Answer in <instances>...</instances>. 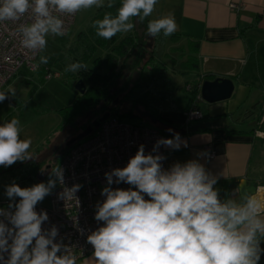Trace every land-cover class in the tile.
<instances>
[{
	"label": "clouds",
	"instance_id": "9594fccd",
	"mask_svg": "<svg viewBox=\"0 0 264 264\" xmlns=\"http://www.w3.org/2000/svg\"><path fill=\"white\" fill-rule=\"evenodd\" d=\"M156 4L157 0H122L115 16L105 13L92 27L98 37L110 40L131 31L135 27L132 18L140 23L151 16ZM104 6L105 0H0V23L19 21L31 13V23L21 24L18 31L21 46L36 54L46 49L49 34H66L61 16ZM106 6L111 9L112 0ZM176 30L171 13L147 25L148 36L153 38L161 33L169 37ZM48 59L41 55L33 70L47 64ZM80 70L87 71L88 65L78 61L64 69L71 73ZM9 95L15 96L14 88L0 92V102ZM21 132L18 118L0 124V166L35 159L30 152L32 140L21 139ZM173 137L157 140L153 152L161 146L174 150L181 144L187 147L179 133ZM163 159L159 154L146 155L144 145H140L125 167L105 173L108 186L101 191L105 200L96 205L94 216L103 225L87 236L94 249L92 264H258L264 252L260 247L264 241V200L242 190L222 200L214 187L218 177L198 160L177 162L164 170ZM57 183L64 184V171L59 166L52 168L47 183L20 187L13 182L6 187L10 203L7 209L0 208V264H77L70 248L54 242L58 229L42 228L47 213L36 211V205L52 194ZM113 183L130 187L113 189ZM80 187H64L57 198L78 204ZM17 197L19 202L15 203ZM4 253H8L7 259Z\"/></svg>",
	"mask_w": 264,
	"mask_h": 264
},
{
	"label": "crops",
	"instance_id": "0c3cea01",
	"mask_svg": "<svg viewBox=\"0 0 264 264\" xmlns=\"http://www.w3.org/2000/svg\"><path fill=\"white\" fill-rule=\"evenodd\" d=\"M230 3L239 8H231ZM169 13L175 18L176 32L169 37L163 33L157 35L152 46L154 55L166 63L168 78L175 83L174 102L171 108L159 111L163 124L148 123L164 139H173L177 129L189 124L222 118L225 123L207 131L180 134L187 147L181 144L179 150L162 146L165 170L177 162L198 160L218 177L214 187L219 188L223 199L233 197L244 184L254 183L257 186L254 196L264 200L261 190L264 186V0H157L151 16L140 23L136 19L131 22L147 43L149 21ZM189 55L196 58L194 70L181 66ZM128 59L126 67L130 68ZM134 72L126 69L124 76L132 81ZM177 76L188 78L180 88ZM217 77L233 80L232 95L212 103L197 101L195 105L203 118L187 124L186 113L201 83ZM187 85H191L190 91ZM209 151L214 153L212 159L198 155ZM260 247L264 249V241ZM91 258L92 253L77 260V264L85 261L92 264ZM260 259L264 260V252Z\"/></svg>",
	"mask_w": 264,
	"mask_h": 264
},
{
	"label": "built area",
	"instance_id": "2783aa9c",
	"mask_svg": "<svg viewBox=\"0 0 264 264\" xmlns=\"http://www.w3.org/2000/svg\"><path fill=\"white\" fill-rule=\"evenodd\" d=\"M233 9L239 8L237 4L230 3ZM77 14V13H76ZM75 15H63L66 33L75 21ZM26 14L19 21H4L0 23V90L5 88L10 80L19 72L21 67L26 66L31 71L37 64L38 53L33 54L21 46V35L18 31L19 26L31 23ZM58 77L59 73L48 72L45 78ZM191 85L186 89L191 90ZM200 92L196 93L191 108L186 113L187 124L203 118L202 111L195 105L200 101ZM82 141L69 148L57 165L64 171V184L57 183L52 194L49 195V204L43 206L36 205V211H44L48 215V220L42 224L46 231L53 226L58 229V236L54 242L60 243L70 248L72 254L77 256V260L93 253L92 245L87 243V236L103 222L94 219L96 205L102 203L105 197L101 195L104 187L108 186L105 173L115 168H123L129 159L133 157L139 146L144 145L145 154H159L163 156L162 146L158 152H153V146L161 135L157 128L153 126L125 123L116 116H109L102 121L93 132ZM209 149L208 146L205 147ZM208 157L212 159L214 153L208 152ZM162 168L165 170L164 160L161 161ZM115 179V178H114ZM81 185L76 193L78 204L75 200L65 202L57 198L58 193L64 187L71 188L73 185ZM113 189H128L130 185L113 183ZM264 192V186L261 187ZM145 199H148L145 196ZM19 202L16 198L15 203ZM10 201L1 203V208H8ZM0 219H3L0 217ZM7 224L8 221L5 220ZM9 227L11 225L9 224ZM79 230H83L82 233ZM11 242V241H10ZM7 259L8 253H4Z\"/></svg>",
	"mask_w": 264,
	"mask_h": 264
},
{
	"label": "trees",
	"instance_id": "16d2710c",
	"mask_svg": "<svg viewBox=\"0 0 264 264\" xmlns=\"http://www.w3.org/2000/svg\"><path fill=\"white\" fill-rule=\"evenodd\" d=\"M112 2L114 6L111 9L107 8L108 0H105V6L94 11L87 21L85 29L77 31L75 41L71 45L66 46L69 30L64 36L57 38V41L66 47L65 52L70 55L71 59L69 63H64V69L70 63L78 61L88 65L87 71L80 70L76 73L64 71L68 76L73 77L74 83L81 79L86 88L84 93H77L73 101L61 108L59 112L63 120L60 128L72 129L70 138L81 133L91 125L92 121L106 112L120 120L122 116L139 118L136 111L138 108L150 112L157 117L158 123H162L159 111L173 106L172 94L175 83L167 76V65L163 59L154 55L153 46L146 47V40L139 37L135 28L127 33H118L110 40L96 35V31L92 27L93 22L102 19L108 12L115 16L122 0H112ZM135 19L132 18V20ZM128 57V61L131 63L130 68L126 67ZM122 59L123 61H121ZM195 59L194 56L189 55L181 66L194 70L197 68ZM126 69L137 72L134 82L131 81V77L124 76ZM40 70L43 71L44 76L51 71L45 69L44 66H39L37 71L41 72ZM137 88L144 90L142 95H134L133 91ZM125 103H129L130 106L126 107V111H123L122 104ZM141 120L149 122L147 118H141ZM76 143L78 142L64 148V154ZM58 163L56 162L55 165ZM217 189L219 190V188ZM219 195L223 200V196L220 193Z\"/></svg>",
	"mask_w": 264,
	"mask_h": 264
},
{
	"label": "rangeland",
	"instance_id": "374dc122",
	"mask_svg": "<svg viewBox=\"0 0 264 264\" xmlns=\"http://www.w3.org/2000/svg\"><path fill=\"white\" fill-rule=\"evenodd\" d=\"M96 9L93 7L77 12L66 38V46L74 43L77 31L85 29L87 21ZM57 38L58 36L51 34L46 37V49L39 52L36 62L39 63L41 55L47 56L48 63L40 64V66L50 69V72L59 73L58 77L45 78L43 71H31L23 66L8 85L0 90V92H7L9 88L15 89V96L9 95V98L0 102V124L12 118H18L22 127L21 139L30 138L32 140L30 152L35 156V159L25 162L17 161L7 168L0 166V208L1 203L9 201L5 194L6 187L13 182L20 187H30L41 182L47 183L52 168L56 162L61 161L64 155L63 149L68 147V141L72 138H70L72 129L60 128L63 120L59 112L61 108L73 101L76 91L73 77L68 76L63 68L64 63L70 62V55L66 54V47H63ZM187 79V77L177 76V80H181L177 81L178 88ZM143 91L142 88H137L133 93L135 96H140ZM128 104H122L123 111L127 110ZM121 120L129 124L140 123L151 126L148 122L142 121L140 117L122 116ZM38 204L47 206L49 195ZM260 263L264 264V260L260 259L258 264Z\"/></svg>",
	"mask_w": 264,
	"mask_h": 264
},
{
	"label": "water",
	"instance_id": "95a60500",
	"mask_svg": "<svg viewBox=\"0 0 264 264\" xmlns=\"http://www.w3.org/2000/svg\"><path fill=\"white\" fill-rule=\"evenodd\" d=\"M137 27V25H136ZM148 42L146 43L147 48H151L153 44V37L147 35ZM137 76V72L135 71L132 76V81H134L135 77ZM74 90L80 94L84 93L86 88L84 82L79 79L74 83ZM234 90V82L229 77H217L213 80H204L200 85V95L202 100L208 103L223 101L232 95ZM136 108V106H135ZM136 111L141 118H147L152 124H156L158 122L157 117L146 110L136 108ZM109 113H104L98 119L92 121L91 125L87 126L85 130L81 133L77 134L75 137H72L68 141V146L73 144L75 141H79L85 136L91 134L94 129H96L100 123L106 120L109 117ZM225 123V119H217L214 121H206L200 122L195 124H189L187 127L183 129H179L176 133L184 134L186 132H193L197 130L208 129L212 127L221 126ZM247 192L248 194H256L257 186L254 183L244 184V186L240 187L239 191Z\"/></svg>",
	"mask_w": 264,
	"mask_h": 264
}]
</instances>
